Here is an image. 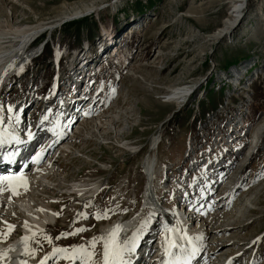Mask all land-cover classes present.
Segmentation results:
<instances>
[{
	"label": "rangeland",
	"instance_id": "1",
	"mask_svg": "<svg viewBox=\"0 0 264 264\" xmlns=\"http://www.w3.org/2000/svg\"><path fill=\"white\" fill-rule=\"evenodd\" d=\"M233 3L234 0H0V23L2 22V25L11 29L37 24L53 26L67 20L60 18L86 9V14L78 18L75 17L74 20L69 18L73 22L72 24L82 21L81 18L86 17L82 26L86 27L85 31L90 34V26L94 20L103 19L99 21L103 25L112 23L115 26V32L111 37H109L110 33L107 36L109 40L113 41L115 47L121 49L124 53L123 56L128 57V62L123 69L110 66L112 74L106 71V54L101 56V69L97 70L95 76L92 77L93 81L97 80L93 82V87H100L109 92L105 97L108 99V103L102 107L105 100L100 102L99 98L102 94L93 98L89 96L95 93L93 87L92 90L86 91V98H83L82 92L78 94L77 97L81 99V103L78 105L80 109H77L75 113L77 117L72 122L75 125H71L73 127L66 138L70 142L72 150L64 155L65 157L60 153L53 168L54 172L58 174L54 180L76 179L78 183L85 182L86 185H103L107 180L110 182L115 180L117 184L108 186L110 184L108 182L92 203H82L84 197L78 195L57 198V193L60 192L54 191L56 197L51 200L56 204V208L53 204L54 209H61V202L65 199L70 200L68 207L62 209V215L58 222L61 227L59 230L56 229V233H61L63 227H69L74 221H78V225L72 231L78 232V229H87L86 224L97 217V212L109 197L112 199H109L108 206H111L112 209L105 212H112L117 205L115 201L119 199L120 191L125 189L127 181H129V192L118 206L123 211L126 210L133 203L131 199L134 196L131 191L140 189L139 177H144L143 168L145 170V163L149 159L148 157L143 162L142 167L141 159L138 160L141 154L135 155L132 151L141 146L148 150L154 137L161 136L162 139L157 155L160 175H169L172 179V182L169 183V190L164 187L166 192L162 194L164 199L167 198L168 204L189 200L183 195L182 190H187L190 187L188 184L196 180V170L200 167L208 164L212 169H218L223 163H226L223 161L229 160L232 155L238 157V164L244 162V157H239L256 135H258L257 140L251 144L248 151V155L252 154V150L256 153L252 166L248 170V176L252 172H257L259 168L264 169V0H246L241 21L238 23L239 26L234 27L235 32L218 41L212 40L211 36L222 27L225 20L230 19L229 12ZM72 24L70 23V25ZM63 27L57 28V31H60L58 43L63 40L61 37ZM65 29H68V25H65ZM68 30L71 31L67 33L66 44L63 45L65 48L74 37V30ZM25 54L27 55V52ZM62 54H66V51H63ZM125 56L123 59L126 58ZM240 57L243 58L240 59ZM235 59L237 60L225 67L227 61ZM64 64L67 66L68 60ZM55 66V60L44 66L38 64L33 67L30 63L20 72L19 76L10 79L9 89L4 93L5 100L18 102L21 96L25 99L34 97L33 102L39 106L41 103L34 94L40 92L45 85L46 77L49 79L51 68ZM43 68L45 69L42 70ZM29 73H35L36 77L29 78ZM30 80L35 84H29ZM182 84L189 85V88L182 94L183 98L180 103L172 101L173 98L169 97L174 95L170 92H179L183 87ZM224 89L227 91H222ZM232 90L237 93L233 94ZM248 90L251 91L247 92ZM242 101L248 104L244 112L234 111L227 117L223 116L228 108L237 106L239 103L242 104ZM28 102V100L22 102V106L26 107L25 111H28L30 107ZM96 106L102 108L99 107L98 111L94 112ZM40 109L39 106L38 110ZM216 110L218 111V121L223 117V122L219 127L221 135L218 137L219 141L213 143L205 137L203 143L194 147V153L198 160H191L186 164L188 160L185 158L183 146L188 141L190 143L193 138L200 139L206 131L211 129L209 124L205 125L200 122L202 119L200 114L204 115ZM81 112L84 117H80ZM86 112L90 115L87 119ZM189 112V116L195 112V121L190 123L188 120L186 125L181 127L180 117L182 121ZM31 114L32 110L27 113V116L30 117ZM177 114L180 115L175 120ZM170 116L173 117L167 122ZM97 118H101V122H96ZM227 119L232 123L230 127L224 123ZM35 122L30 123L31 130L35 128ZM68 129L69 126L66 127V133ZM77 129L79 130L76 134ZM260 135L263 142H258ZM76 137L78 140L71 143L70 140ZM39 138L35 141L38 142V146L47 142L42 143L41 136ZM32 142L33 140L27 144L31 146L35 143L32 144ZM55 145L56 143L53 142V146H48L55 149L52 154L50 152L52 148L45 151V154L42 155V163L46 157L51 155V158L48 159L51 160L57 155L58 150L55 152ZM57 148L59 149V146ZM246 157L247 155H245ZM234 159L235 157L222 170H226ZM48 160L41 166L45 167ZM59 160L62 162V166ZM216 162L218 164L212 166ZM57 166H61V173ZM243 166V164L237 166L233 177H227L224 182L225 188L222 189L221 194L226 186H229L230 181L235 179L236 174L239 173L240 176L242 174L243 187L238 189L234 196L239 200L246 199L243 204L247 203L246 206H243L242 214L244 215L242 219L237 220V226L228 234L210 230L207 240L212 242L216 237L219 242H212V246L206 244L202 248V253L209 255V259L212 257L213 262L214 258L219 255L227 257L233 254L221 253L226 245L228 249L224 251L229 252L233 251L232 247L239 249L240 245L244 246L250 241L261 238L260 246H253V244L249 246V249L255 248L252 257L248 259L240 257L242 250L239 249L236 252L240 253H237L235 258H240L236 264H239L241 259H244L245 264H264V248L261 246L264 243V172L247 178L244 176L246 168ZM216 173L215 170L213 174ZM97 174L100 176L89 178V175ZM193 178L194 180H192ZM68 181L70 185L76 183L74 180ZM116 190L118 192L110 196ZM220 190L221 187L215 196L221 195ZM164 199L162 198V202L165 204ZM213 206L214 203L210 207L211 210ZM120 208H115V210L119 212ZM67 209H73V211L69 213ZM201 209L196 210V218H193L192 226H194L193 221L198 219L197 216ZM143 211L144 208L139 213ZM148 211L150 210L146 209V212ZM217 211L219 210L210 211L204 218L213 223V227L216 226L214 223L218 221V218L214 217ZM57 212L59 213V211ZM133 214L130 216L119 214L116 219L101 225V236H103L101 228L104 225L114 223L120 217L125 221L132 220ZM68 215L70 216L68 217ZM66 217L68 220L63 223V219ZM235 217L237 216L228 221H235ZM199 221L200 223L195 226H200V217ZM228 221L219 225H228ZM12 222L15 221L12 220ZM98 227L99 225H97V229ZM208 227L210 226L208 225ZM2 228L1 225L0 229ZM153 229L157 230L155 233H158V238L155 239L154 236L152 241L157 243L160 240L161 227ZM6 230L5 228L3 231ZM92 232L95 233L94 230ZM147 232L144 231V236ZM230 233L238 234L242 238L239 240L242 244L235 246L232 242L227 241L228 238L233 241L229 237ZM164 235L161 236V240ZM99 237L98 234L96 238ZM93 238L95 235H88L83 242L89 244ZM48 241L49 239H45L41 243L46 245ZM141 241L137 243L138 251L143 245V241L142 244ZM56 245L61 244L56 243ZM210 247L215 249H209ZM38 248L40 254L38 261L40 262L47 256L43 255V247ZM96 249L101 256V243L97 244ZM53 250L50 249L48 252ZM64 255L63 253V255L56 256V260L54 262H52L54 259L51 260V264H80L78 261L63 258ZM255 256H257V261H255ZM93 260L95 261L93 264H97L96 262L99 260L97 252ZM151 264H155V262Z\"/></svg>",
	"mask_w": 264,
	"mask_h": 264
},
{
	"label": "bare ground",
	"instance_id": "2",
	"mask_svg": "<svg viewBox=\"0 0 264 264\" xmlns=\"http://www.w3.org/2000/svg\"><path fill=\"white\" fill-rule=\"evenodd\" d=\"M245 5H246V0H234L233 7L229 12V14L231 15L230 19L225 20L222 27H220L217 30V32H215L211 36L212 40L218 41L222 39L223 37L227 36L228 34L235 32L234 27L239 26L238 23L241 21V15L245 9L244 8ZM85 11L86 9L80 10V11L72 13L71 16H68V17L64 16L65 18L62 17L60 19L65 20L69 18L73 19L75 17L78 18L81 15L86 14L87 11L86 12ZM49 25L50 24H37L35 26H30V27H24V28L18 27L15 29H11V28H6L5 25H2V22L0 23V79H3L7 73H9L14 67L19 65L24 59L29 58V54L27 55L25 54L27 51L23 52V50L28 46V44L31 42V40L34 37L40 34V31L42 29L46 27L51 28L54 26V25L53 26L52 25L49 26ZM125 57L126 58H124V60L127 61L128 57L127 56ZM82 82H83V79L81 78L77 81L76 83L77 92L81 91L82 88L80 85L82 84ZM89 83H90V79H88V83L86 85V86H89V88L85 89L84 94H83L84 98H86L85 96L86 91L92 88L91 85L93 83L91 84ZM182 85L183 87H181V90L179 92H176V91L170 92V94L173 93L174 95V96L169 97V98H173L172 101L180 103L181 99L183 98L182 94L184 93L186 89L189 88L188 87L189 85L188 86H186L185 84H182ZM221 89L222 87L220 88V90ZM222 91H227V90L224 89ZM22 102L23 101H21V104ZM30 102L32 101L30 100L28 103ZM107 103H108V99H105L102 107L106 105ZM99 107L100 106H96V109L93 111L97 112ZM75 117L77 116L75 115L72 116L70 124L67 125L66 127L68 126L69 128L71 127V125L73 124L72 122L75 120ZM101 120H102L101 118H97L96 122H101ZM66 127H65V133L58 140L55 139L53 141L54 144L56 143L55 145L56 147L58 146L57 143L60 144L59 146L60 148L58 149L56 153L57 155L53 157L51 160H48L50 156L46 157L45 161L46 160L48 161L46 162L45 167L41 166L43 164L42 156L39 160L37 161L35 160V157L39 154L37 153L31 159H23L22 161L12 159L10 164L12 165L13 171L4 172V173L0 172V176H4V175L22 176L26 181V188L23 185L20 186L17 189L19 194L12 195L11 199H9V196L11 195L10 191L3 192V194L5 195H4V203L0 207L1 218L3 220L9 219V218H4L5 213L3 210L6 209L7 207L11 208L12 211L15 213V216L20 219V222L17 225L14 224V226L15 227L21 226L24 230V233L19 236L13 235L7 239H0V253H6V256H0V264H22V262L24 261H26L27 264H40V262L38 261V258L40 255L39 248L36 245L35 240H31L28 242V248L30 250H35L34 254H27L26 249H25V244H24V241L22 240V237L31 236L33 232H38L40 229L46 226V224L51 223L54 218V214H56V212L54 211L55 209H54L53 203L45 202L43 201L41 197L42 196L47 197V198L56 197L54 195V191H58L62 193L64 192V190H66V192L69 190H78L79 192H83L84 190L88 188V186H78V185H72V184L71 186L70 184L67 185L65 178L59 177L60 179L54 180L55 176L58 174L54 172L55 170L53 169L54 166L52 163L57 160L58 155L60 153H62L63 155H66L72 150L71 144L65 140ZM78 130L79 129H77V132ZM37 131L38 130H36L35 132V137L33 139V142L37 141L39 136H41L42 143H44L45 141H47L46 143H48L51 136L48 135V136L43 137L42 134L37 133ZM28 142L30 141H27V143ZM53 142L50 144L51 146H53ZM31 146H35V148L38 147V142H35ZM27 147L29 148L30 145H27ZM50 148L52 147L47 146L45 151L49 150ZM45 151L42 153V155L45 154ZM45 161H44V164H45ZM150 162H151V158L149 157V159L146 161L145 166H144L145 171L148 170ZM226 172H227V169L221 170L219 172L218 178L214 181V184L221 183L222 185L220 194H221L222 189L225 188L224 182L227 180V177H228L226 176L227 175ZM73 184H77V183H73ZM4 187L7 188V183L4 185ZM235 187H236V190H234ZM242 187H243V175L241 174L240 176V174L238 173L236 174L235 179L230 181L229 186H226V189L223 191V193L219 197L215 196L212 198L211 197L213 195L212 193L209 196L208 200L202 203V207H203L202 209L201 207H198L201 203H197L196 204L198 207L197 211L201 209L199 212L200 214H198L197 216V218L200 217V220H201L200 226H192V223H191L193 218H196L197 211L195 210V208H193L192 211H189V209L187 211L185 210L181 211L182 209H177V210L168 209V210H165L164 216L159 220V222L152 223L150 227H148V224H147L145 228L142 227L141 229V224L139 226L140 221L136 220L137 217L141 216V213H139V214H136V216L132 220L129 219L125 221V220L119 219V220H116L114 223L104 225L101 228V232L103 236L107 237L109 233L113 230L114 226L116 225H119L121 227V231L119 232V238L124 233H127V236H131L135 232H139V231L143 232V236H140L138 240L136 241V243H138V241L140 242V240L143 241V245L142 246L140 245L141 248L144 246L150 245L149 251L154 252L156 249L162 250L161 255L158 258V261L155 262V264H162V260L164 259L180 257L179 255L174 254V253H173L174 254L173 257L164 256V245H165L166 237H169L174 240H178L179 243L183 245V247H181V250L185 251V257H184L185 263H188L190 261L189 256H191V258L193 257L191 254L194 249H195V253L197 257L200 260H209V255H207L206 253H202L203 246H205L206 244L211 245L212 242H216V243L219 242L218 238L216 237L213 238L212 242L207 240L208 238L207 236L210 230L212 229L214 231H219V232L228 234L231 230H233L234 227L237 226L238 224L237 220L242 219L244 215L242 214V212H244L243 206H246L247 204L246 203L245 205H243L246 199L242 198L241 200H239V199H236V197L234 196V194L237 193L236 191L238 189H242ZM218 190L219 188L216 187L214 193L216 194ZM144 202H145L144 208H146L147 210L151 211L152 209L155 208L153 203L146 196V194L144 196ZM212 203H214V206L211 210L210 207H212ZM161 205L164 206V203L161 202ZM41 209H43V211H41ZM215 210H219L216 212V215H214V217L218 218V221H216L217 223L216 222L214 223L216 224V226L213 227V223H211L208 220H205L204 218L207 216V214L210 211H215ZM179 212H181L182 214L178 215L177 213ZM183 216H185L186 218L185 221L186 223H188V225H184L183 223H181L182 218L180 217H183ZM234 216H237L235 217L236 218L235 221L233 222L228 221V220H232ZM202 219L204 220L203 222H202ZM226 221H228V225H225V224L219 225L220 223H224ZM25 222L28 223V225L30 226L29 228H26L24 226ZM208 225L210 227H208ZM159 226L161 227L162 234L160 232V235H159L160 240L159 241L157 240L158 242L156 243V241H152V238H154L155 236L154 233L157 231L155 230L154 232L153 228L155 227L157 228ZM0 227H1V224H0ZM172 229L177 230L175 234L171 231ZM144 231H148L145 236H144ZM235 234L236 233H232V234L230 233L229 237H231L233 241H230L229 238L227 239V241L232 242V244L236 246L237 244L241 243V241L239 240H241L242 238H240L238 234L236 235ZM162 235H164V237L161 240ZM185 235L187 237L186 239H180L181 236H185ZM142 241H141V244H142ZM254 241L255 243H253ZM250 244H253V246H260L261 238L259 240L258 239L253 240L252 242L250 241L248 244L244 246L240 245L239 249L242 250L241 251L242 253L235 252L227 257H223L222 255L217 256L216 258H214L215 259L214 262L212 261V264H229V262H231V264H236L237 260L240 259L239 257L235 258L236 254L240 253L239 255L240 257L241 256L245 257V255L249 253ZM138 247L136 248L135 257H134L135 262L137 264H151L152 262H154L153 259L149 261L146 258H143V254L145 252L142 251L141 249L138 251ZM209 249L213 250L215 248L210 247ZM175 250L176 249H173L172 251L175 252ZM133 253L134 252L130 253V256H129V253L127 254L128 260L132 259ZM57 254L59 253H56L55 255L51 254L49 257L48 256L45 257V258H48L47 264H51V260H53ZM61 255H63V253ZM160 258H161V261H160ZM255 261H257V256H255Z\"/></svg>",
	"mask_w": 264,
	"mask_h": 264
},
{
	"label": "snow or ice",
	"instance_id": "3",
	"mask_svg": "<svg viewBox=\"0 0 264 264\" xmlns=\"http://www.w3.org/2000/svg\"><path fill=\"white\" fill-rule=\"evenodd\" d=\"M17 111L18 109H13L11 107H8L5 109V106L0 105V111ZM46 119V117H45ZM5 119L3 117H0V124L5 123ZM7 141L0 139V145H3ZM39 159V157H37ZM7 183V188L4 187V185ZM24 186L26 188V181L22 176H16V175H4L0 176V194H3L5 191H10L11 195L9 196V199L12 198V195H18V188L20 186ZM43 211V209H41ZM126 211V210H125ZM60 213H57L59 215ZM107 214H105L106 216ZM6 224L7 230L6 231H0V239H6L8 235H10L11 231L14 230V225H9L7 222H4ZM146 223V222H144ZM26 228H29L27 222H25L24 225ZM143 227V223L141 225V228ZM78 231H83V229H78ZM121 231V227L119 225L114 226L113 230L109 233L107 237L100 236L99 238H93L92 241L89 242V245L86 247H76L75 249H67V248H56L53 251V255L56 253H64L65 259H69L71 261H78L80 264H93V258L96 255V246L98 243L103 244V251H102V264H130V261L127 259V254L132 253L137 248V243L135 237L129 238L127 240H120L119 239V232ZM174 234L176 233V229L171 230ZM74 234V233H70ZM37 233L33 232L31 236H25L22 237V240L25 244V249L27 254H34L35 250H30L28 248V242L30 239H36ZM59 239V237H56ZM185 236H181L180 239H186ZM49 242L51 238H48ZM258 240L260 238H257ZM37 243L39 241L37 240ZM255 243V241L253 242ZM183 247L179 243L178 240L171 239L169 237L165 238V245H164V256L166 257H173V249H179ZM69 252H71V255H69ZM192 256L195 255V249L193 250ZM0 256H6V253H0ZM47 259L45 258L40 261V264H47ZM189 259H191V256H189ZM179 258H170V259H164L162 260V264H178ZM22 264H27L26 261L22 262ZM231 264V262H229Z\"/></svg>",
	"mask_w": 264,
	"mask_h": 264
},
{
	"label": "trees",
	"instance_id": "4",
	"mask_svg": "<svg viewBox=\"0 0 264 264\" xmlns=\"http://www.w3.org/2000/svg\"><path fill=\"white\" fill-rule=\"evenodd\" d=\"M95 23H93V26L90 28V32H92V33H94V29H95ZM244 56V55H243ZM241 58H243V57H240V59ZM237 59H235V60H232V61H227L226 63H225V67H227L228 65H229V63H232L233 61H236ZM224 67V66H223Z\"/></svg>",
	"mask_w": 264,
	"mask_h": 264
}]
</instances>
